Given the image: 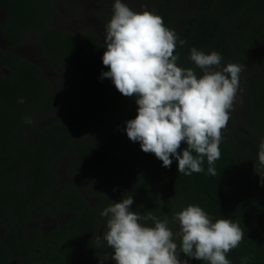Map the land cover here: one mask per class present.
<instances>
[{
    "label": "trees",
    "instance_id": "16d2710c",
    "mask_svg": "<svg viewBox=\"0 0 264 264\" xmlns=\"http://www.w3.org/2000/svg\"><path fill=\"white\" fill-rule=\"evenodd\" d=\"M184 1L161 0L151 11L187 41L181 47L178 39L174 52L183 67L195 68L188 59L193 47L205 54L218 52L222 62L238 65L256 51L264 55V0H195L193 11L177 21L176 11ZM0 5L6 12L2 36L10 48L38 36L50 65L77 70L89 88L63 120L36 131L35 123L48 117L54 106L50 88L35 65L11 50L0 54V63L10 72L0 76V264H101L105 253L109 258L103 264H116L112 249L106 242L97 247L95 237L103 235L105 223L99 212L124 196L134 197L132 211H152L161 220L167 216L174 233L178 224L172 222L173 215L189 205L200 206L213 222L229 219L241 227L244 239L227 259L242 264L241 258L248 257L247 264H264V169L255 171L258 143L264 139V72L247 90L250 110L242 119L254 147L238 151L237 142L223 136L221 157L214 165L217 174H208L205 157L203 172L185 176L179 174L174 157L165 168L127 137L126 122L136 118L138 105L110 79H101L109 69L102 62L105 45L97 37L78 40L50 28L53 0H0ZM185 147L182 143L178 151ZM69 154L74 158L71 173L76 180L86 179L85 189H59L56 167ZM90 196L98 199L93 206ZM37 213L73 217L49 233L29 231ZM147 226H153L151 221ZM181 259L188 258L181 254ZM189 264L206 262L190 259Z\"/></svg>",
    "mask_w": 264,
    "mask_h": 264
},
{
    "label": "clouds",
    "instance_id": "9594fccd",
    "mask_svg": "<svg viewBox=\"0 0 264 264\" xmlns=\"http://www.w3.org/2000/svg\"><path fill=\"white\" fill-rule=\"evenodd\" d=\"M112 13L105 26L102 57L109 70L101 79H110L124 97H135L137 116L126 122L127 137L139 142L144 153L154 154L165 168L171 167L174 157L179 174L185 176L203 172L206 157L207 172L215 176L222 132L230 120L242 67L232 63L222 66L218 52L205 54L195 47L188 57L195 68L183 67L174 54L179 38L164 25L162 17L149 11L136 12L122 0H115ZM186 43L179 39L181 47ZM18 102L25 101L21 98ZM26 122L31 120L26 118ZM182 143L187 147L181 153ZM261 169L264 139L258 143L256 173ZM260 176L264 185V175ZM133 203V196H124L99 212L105 223L103 235L96 236L95 242L100 248L106 242L116 264H189L190 259L231 264L227 254L244 239L237 223L229 219L213 222L198 205L173 215L172 222L178 224L174 233L167 216L161 220L152 211L141 215L131 210ZM148 221L153 226H147ZM181 254L188 259L182 260ZM108 258L105 253L101 264ZM248 259L242 257V264Z\"/></svg>",
    "mask_w": 264,
    "mask_h": 264
},
{
    "label": "rangeland",
    "instance_id": "374dc122",
    "mask_svg": "<svg viewBox=\"0 0 264 264\" xmlns=\"http://www.w3.org/2000/svg\"><path fill=\"white\" fill-rule=\"evenodd\" d=\"M185 11H180L179 16L188 14L193 8V0H188ZM115 0H53L55 13L49 24L50 28L71 33L76 38L82 39L87 36H96L104 43L105 26L112 16V8ZM132 10L136 12L151 11L159 0H122ZM6 12L0 6V50H11L19 57L35 65L45 82L50 88V94L54 98V106L49 116L41 121H37L36 131L42 130L47 124L53 121H61L66 114L77 108L79 98L83 93L89 92V88L83 80L81 73L73 68L63 67L61 70L49 65V60L43 55L39 45L38 36L30 35L25 45L19 48H10L3 39L2 27L5 22ZM230 61L222 62V66H227ZM182 65V63H179ZM233 64V63H232ZM238 65V64H237ZM243 71L240 74V87L234 102L233 110L230 112L228 126L222 132V137L232 138L238 144V151H244L253 146L252 140L248 139L242 119L250 110L247 90L251 87L253 78L264 72V56L260 52L253 53L251 59L240 65ZM200 72V70L198 69ZM9 69L0 66V76H9ZM244 134L243 137H237ZM30 143L35 139L29 138ZM254 147V146H253ZM252 151L256 152L253 148ZM245 152V151H244ZM74 166V158L68 155L58 162L57 173L60 175L59 189L69 187L72 182H76L71 173ZM81 187L85 189L89 186L85 178L80 180ZM90 195V194H89ZM91 204L97 202L96 198L89 197ZM93 206V204H92ZM73 216L69 213H61L54 218L44 216L43 213L33 214V219L29 225V231L40 229L45 233L51 232L55 227L68 222Z\"/></svg>",
    "mask_w": 264,
    "mask_h": 264
},
{
    "label": "flooded vegetation",
    "instance_id": "af4514ba",
    "mask_svg": "<svg viewBox=\"0 0 264 264\" xmlns=\"http://www.w3.org/2000/svg\"><path fill=\"white\" fill-rule=\"evenodd\" d=\"M160 2H161V0H159L158 4H159ZM184 2H185V1H184ZM187 2H190V1L186 0V2L184 3V5H183V7H182V9H181L180 11H185L184 8H185ZM193 2H194V4H193V7H192V8L194 9L195 4H196V3H195L196 1L193 0ZM158 4H156V5L154 6V8H155ZM0 6H1V5H0ZM1 7H2V6H1ZM154 8H153V9H154ZM153 9H152V10H153ZM193 9H192L191 11H193ZM3 10H4V9H3ZM152 10H151V11H152ZM151 11H150V12H151ZM180 11H176V13H177V14H176V15H177V21H179L180 18L184 16V15H183V16H179V12H180ZM185 15H186V14H185ZM95 37H96V36H95ZM97 38H98V37H97ZM98 39H99V38H98ZM99 40H100V39H99ZM4 42H5V41H4ZM5 43H6V42H5ZM102 43H103V42H102ZM0 44H1V40H0ZM6 44H7V43H6ZM103 44H104V43H103ZM7 45H8V44H7ZM104 45H105V44H104ZM6 51H7V50H6ZM2 52H3V51L0 50V54H1ZM256 52H260V53H262V55H263V52H261V51H256ZM263 56H264V55H263ZM49 65H50V64H49ZM0 66H2L1 63H0ZM2 67H3V66H2ZM4 68H5V67H4ZM5 69H6V68H5ZM42 78H43V77H42ZM50 95H51V94H50ZM52 97H53V96H52ZM81 178H84V177L81 176V177L79 178V180H80ZM79 180H76V182H72V183L69 185V187H70V186H76V187H78L79 189H83V188L81 187V185H79V184H80V181H79ZM97 200H98V199H97ZM97 202H98V201H97ZM13 264H15V263H13Z\"/></svg>",
    "mask_w": 264,
    "mask_h": 264
}]
</instances>
